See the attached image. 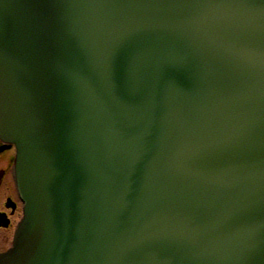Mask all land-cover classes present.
Listing matches in <instances>:
<instances>
[{
  "label": "water",
  "instance_id": "95a60500",
  "mask_svg": "<svg viewBox=\"0 0 264 264\" xmlns=\"http://www.w3.org/2000/svg\"><path fill=\"white\" fill-rule=\"evenodd\" d=\"M0 140V264H264V0H0Z\"/></svg>",
  "mask_w": 264,
  "mask_h": 264
},
{
  "label": "flooded vegetation",
  "instance_id": "af4514ba",
  "mask_svg": "<svg viewBox=\"0 0 264 264\" xmlns=\"http://www.w3.org/2000/svg\"><path fill=\"white\" fill-rule=\"evenodd\" d=\"M15 154L14 145L0 140V234L4 240L6 232L11 231L9 243L23 216V205L14 180Z\"/></svg>",
  "mask_w": 264,
  "mask_h": 264
},
{
  "label": "rangeland",
  "instance_id": "374dc122",
  "mask_svg": "<svg viewBox=\"0 0 264 264\" xmlns=\"http://www.w3.org/2000/svg\"><path fill=\"white\" fill-rule=\"evenodd\" d=\"M10 232L11 231H7L6 232V237L5 239L3 240V237L1 236L0 234V251H4V250H7L8 248H10L11 246V243H9V236H10ZM7 240V241H6Z\"/></svg>",
  "mask_w": 264,
  "mask_h": 264
}]
</instances>
